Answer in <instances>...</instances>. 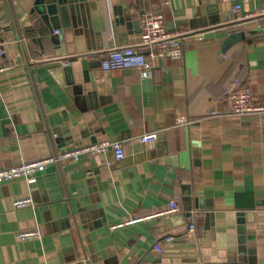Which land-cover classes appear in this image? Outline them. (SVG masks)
<instances>
[{
    "label": "crops",
    "instance_id": "1",
    "mask_svg": "<svg viewBox=\"0 0 264 264\" xmlns=\"http://www.w3.org/2000/svg\"><path fill=\"white\" fill-rule=\"evenodd\" d=\"M33 1L0 0L9 66L0 73V168L90 137L119 141L124 157L107 151L48 165L31 184L0 183V264L264 258V111L237 115L224 101L238 79L264 105V17L235 25L230 15L235 4L247 13L264 0H170L162 9L165 29L200 32L202 39L187 36L182 56L155 59L148 77L133 68L103 71L100 54L136 44L137 17L159 9L158 0H101L90 5L86 28L54 22L46 32L29 33ZM243 26L256 33L221 51L228 34ZM153 131L155 142L138 140ZM26 196L33 207H13ZM170 201L177 211L165 213ZM24 229H38L40 238L18 240Z\"/></svg>",
    "mask_w": 264,
    "mask_h": 264
},
{
    "label": "built area",
    "instance_id": "2",
    "mask_svg": "<svg viewBox=\"0 0 264 264\" xmlns=\"http://www.w3.org/2000/svg\"><path fill=\"white\" fill-rule=\"evenodd\" d=\"M161 4L159 9L148 10L140 13L137 17L140 36L139 41L130 46H123L114 49H105L101 52L100 67L103 71H110L123 68H133L139 71L143 77H148L153 69L155 59L169 57L178 59L182 56L183 40L187 36L202 39V33H187L185 31H167L164 27L163 7L169 5L170 0H158ZM231 22L235 25L243 20H255L264 17V6L247 13L241 12L240 4H235L230 9ZM243 23V22H242ZM58 29L54 30V34H59ZM5 49L0 43V73L6 71L9 66L3 63L5 58ZM80 58V56L76 57ZM69 65V62L63 63ZM224 101L228 105L230 111L237 115L251 112L264 111V105L254 103L249 87L242 84L240 80L235 79L225 90ZM209 115H218L217 110L208 111ZM185 119L179 118V122L183 123ZM158 133L148 132L140 135L138 140L141 143H152L157 140ZM107 151H112L115 159L120 160L124 157L123 148L119 141L102 140L90 142L87 144L63 149L55 152L53 155L43 157L38 160L24 161L18 165L0 168V183L13 180L23 179L28 184L36 180V176L43 172L48 165L67 164L79 161L84 157L94 156ZM33 200L30 196L17 198L13 201V207L16 209L33 207ZM177 211V207L173 201L169 202V209L165 213H173ZM113 228V226L111 227ZM193 222L188 225V232H195ZM16 238L20 241L29 239H39L40 231L38 229H24L16 232ZM166 242L172 240L166 237ZM155 248L160 250L158 245Z\"/></svg>",
    "mask_w": 264,
    "mask_h": 264
},
{
    "label": "water",
    "instance_id": "3",
    "mask_svg": "<svg viewBox=\"0 0 264 264\" xmlns=\"http://www.w3.org/2000/svg\"><path fill=\"white\" fill-rule=\"evenodd\" d=\"M98 1L101 0H34L33 6L29 11L31 24L27 27L26 31L29 33L46 32L47 29L51 28L54 22H57L64 28L82 23L83 27L86 28V14L90 8V5L95 4ZM254 33H256L254 28H248L246 26L229 33L226 39L223 41L221 51H224L225 48L230 46L232 43L248 39L249 36L253 35ZM64 129H66V127H64ZM67 132L68 130L65 131V133ZM98 140L99 139L97 137H90V142H96ZM81 160L82 159L77 161V163ZM185 210H191V206H185ZM188 243L193 245L199 244L194 239L188 240ZM195 250L196 249L194 248L191 249V251ZM248 253L251 254L253 251H248ZM244 260L246 261V259ZM248 262L251 264H264V258L254 259V257H251L248 259Z\"/></svg>",
    "mask_w": 264,
    "mask_h": 264
}]
</instances>
